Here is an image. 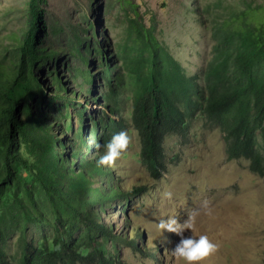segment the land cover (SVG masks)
<instances>
[{
	"label": "rangeland",
	"instance_id": "1",
	"mask_svg": "<svg viewBox=\"0 0 264 264\" xmlns=\"http://www.w3.org/2000/svg\"><path fill=\"white\" fill-rule=\"evenodd\" d=\"M31 1L41 21L36 43L46 51L54 49L55 58L36 70L42 90L30 104L48 113L52 132H63L67 146L88 160L103 155L105 149L96 145H105L121 130L132 137L127 153L110 168L127 197L119 194L96 205L114 232L131 238L117 240V264H184L172 255L180 237L161 232L157 224L170 217L183 223L192 210L200 212L196 228L184 235H207L219 245L204 264H263L264 177L253 173L243 158L227 160L219 127L199 115L188 120L185 133L165 136L161 173L150 174L140 158L142 142L132 121L131 93L118 90V82H126V73L147 55L142 48L145 31L178 61L185 76L202 77L212 57L213 25L246 3L264 0H0V63L19 58L16 44L29 25ZM98 45L111 65V83L105 80ZM60 84L67 87L69 98L55 93ZM34 198L41 214L52 221L37 186ZM206 200L211 215L202 208ZM0 226L6 264H20L25 243L39 246L53 237L50 225L32 221L21 238L14 213L4 215ZM134 234L138 238H132ZM107 249L113 252L110 243Z\"/></svg>",
	"mask_w": 264,
	"mask_h": 264
},
{
	"label": "trees",
	"instance_id": "2",
	"mask_svg": "<svg viewBox=\"0 0 264 264\" xmlns=\"http://www.w3.org/2000/svg\"><path fill=\"white\" fill-rule=\"evenodd\" d=\"M29 5V25L16 44L19 58L0 63V221L16 214L21 238L29 222L51 226V241L24 244L20 264H117V240L131 238L114 232L96 206L124 194L113 171L98 166L100 157L88 160L76 154L61 139L63 132H52L50 115L30 104L42 90L36 70L55 58V50L37 45L41 21L36 3ZM148 32L141 39L147 55L126 73V82H118V90L131 93L140 158L150 174L161 173L165 136L185 133L188 120L199 115L219 127L227 160H249V169L264 177V2L246 3L213 25L212 57L202 77L185 76L178 61ZM98 53L104 58L105 80L111 83V65L99 45ZM66 91L60 84L55 93L69 98ZM35 186L46 197L52 221L35 203ZM4 240L0 226V243ZM0 264H6L1 249Z\"/></svg>",
	"mask_w": 264,
	"mask_h": 264
},
{
	"label": "clouds",
	"instance_id": "3",
	"mask_svg": "<svg viewBox=\"0 0 264 264\" xmlns=\"http://www.w3.org/2000/svg\"><path fill=\"white\" fill-rule=\"evenodd\" d=\"M132 144V137L127 131L121 130L114 134L105 145L97 144L96 148L105 149L104 154L97 161L98 166L114 168L124 154L127 153ZM167 199H172V193H165ZM202 208L206 214L211 215L212 209L209 201H204ZM200 214L199 210H192L188 218L181 223L177 218L170 217L166 220H160L157 228L161 232L175 234L180 237L179 242L172 249V255L184 264H204L206 260L219 251V245L213 243L207 235H200L198 238L185 236V231H194L196 228V218Z\"/></svg>",
	"mask_w": 264,
	"mask_h": 264
},
{
	"label": "bare ground",
	"instance_id": "4",
	"mask_svg": "<svg viewBox=\"0 0 264 264\" xmlns=\"http://www.w3.org/2000/svg\"><path fill=\"white\" fill-rule=\"evenodd\" d=\"M227 107V106H226ZM215 120H217V119H215ZM218 121V120H217ZM220 123V122H219ZM219 125V124H218ZM235 139V138H234ZM260 139V138H259ZM263 139V138H262ZM233 141V140H232ZM260 141H262V140H260ZM231 142V141H230ZM256 143V142H255ZM236 148V147H235ZM240 148V147H239ZM248 151V150H247ZM251 152V151H250ZM263 152V151H262ZM247 153V152H246ZM259 153H260V151H259ZM248 154V153H247ZM161 155V154H160ZM163 155V154H162ZM246 155V154H245ZM256 155H258V154H256ZM164 158V157H163ZM254 158V157H253ZM155 159V158H154ZM240 159V158H239ZM263 159V158H262ZM142 160V159H141ZM157 160H159V159H157ZM252 160V159H251ZM246 160H244V162H245ZM249 161V160H248ZM254 161V160H253ZM258 161V160H257ZM263 161V160H262ZM255 162V161H254ZM155 163V165H156V161L154 162ZM250 163V162H249ZM256 163V162H255ZM263 163V162H262ZM246 164V163H245ZM247 164H248V162H247ZM260 164H261V161H260ZM259 164V165H260ZM158 167V166H157ZM250 167V166H249ZM257 167V166H256ZM151 168V167H150ZM259 169V168H258ZM155 170V169H154ZM155 174V173H154ZM157 174V173H156ZM155 174V175H156ZM158 175V174H157ZM157 175H156V177H157ZM252 175V174H251ZM105 176H103V178H104ZM142 178V177H141ZM109 179H111V178H109ZM145 179V178H144ZM149 179V178H148ZM152 179V178H151ZM142 180V179H141ZM157 180V179H156ZM156 180H154V181H156ZM147 182V181H146ZM141 184V183H140ZM156 185V184H155ZM156 187V186H155ZM138 188H139V186H138ZM147 191V190H146ZM155 191V190H154ZM145 192V191H144ZM143 194V193H142ZM177 194V193H176ZM148 195V194H147ZM160 195V194H159ZM140 197V196H139ZM152 197V196H151ZM129 198V197H128ZM228 198V197H227ZM139 199V198H138ZM134 200V199H133ZM141 201V200H140ZM159 201V200H158ZM118 202V201H117ZM139 202V201H138ZM131 205V204H130ZM136 206V205H135ZM138 206V205H137ZM229 206H231L230 204H229ZM137 209V208H136ZM99 214V213H98ZM160 217V216H159ZM235 219V218H234ZM183 220V219H182ZM130 222V221H129ZM133 230H135L134 228H133ZM263 244V243H262ZM258 252V251H257ZM256 252V253H257ZM261 253V252H260ZM256 255V254H255ZM101 257H102V255H101ZM104 257V256H103ZM258 257V256H257ZM259 258V257H258ZM262 258H263V256H262ZM103 259V258H102ZM251 259V258H250Z\"/></svg>",
	"mask_w": 264,
	"mask_h": 264
}]
</instances>
